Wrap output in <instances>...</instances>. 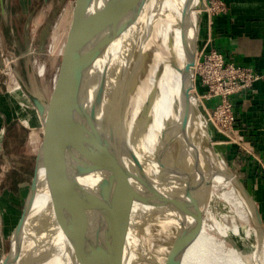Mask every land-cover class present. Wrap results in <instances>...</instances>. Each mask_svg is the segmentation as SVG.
I'll return each instance as SVG.
<instances>
[{
  "label": "water",
  "instance_id": "water-1",
  "mask_svg": "<svg viewBox=\"0 0 264 264\" xmlns=\"http://www.w3.org/2000/svg\"><path fill=\"white\" fill-rule=\"evenodd\" d=\"M154 1L81 0L110 66L107 72L102 70L97 98L100 110L104 98L108 97V111L102 120H96L97 131L103 133L105 164L102 170L81 154L47 150L38 132L23 121L29 106L20 99V112H16L19 139L32 153V166L29 173L27 165H21L17 196L11 204L17 215L7 236L1 222L0 264H41L57 253L58 244L54 239L59 231L69 264H163L167 253L162 257L156 252L153 254L148 249L149 239L154 240L157 248L164 247L168 227L175 229L174 240L188 247L199 236L198 222L206 209V200L198 193L204 183L200 156L207 155L199 147L196 118L202 119L207 129L208 126L193 92L192 67L200 15H197L196 27L192 12L200 9L202 0H183L177 3V12L168 14L177 26L182 53L180 61L172 60V66L179 73L176 118L164 121L152 149L145 144L144 137L151 120L153 98H146L135 124H128L129 102L148 59L143 46L150 26L147 27L148 20L144 18L159 16L158 12L152 13ZM6 2L0 0L5 22ZM31 16L24 26L26 36ZM17 50L16 58H24V78L15 69L14 59L11 68L30 102L31 51L23 56L19 47ZM204 141L211 146L215 157L222 160L227 179L234 180L250 204L254 222L262 233L264 223L252 195L227 159L212 146L209 135ZM37 196L44 204L38 214H33ZM187 213L194 215L192 223L187 222ZM24 240L34 245L23 255Z\"/></svg>",
  "mask_w": 264,
  "mask_h": 264
},
{
  "label": "bare ground",
  "instance_id": "bare-ground-1",
  "mask_svg": "<svg viewBox=\"0 0 264 264\" xmlns=\"http://www.w3.org/2000/svg\"><path fill=\"white\" fill-rule=\"evenodd\" d=\"M182 1L155 0L151 9L152 13L158 12L159 16L153 18L151 15L150 19L144 18L145 21L148 20L147 27L150 26L143 46V50L148 53V59L129 102L128 124L129 126L135 124L146 98H153L151 120L144 137V142L150 149L157 142L164 121L167 118H176L178 113L179 73L172 66V60L180 61L182 53L178 43L177 26L168 14L178 9L177 3ZM197 15L198 10H194L192 19L196 27ZM22 54L24 56L26 53ZM93 56H96L95 59ZM6 63L12 70V60L7 59ZM44 64H35L36 74L31 61L33 90L30 103L35 108L43 129L42 141L51 152L55 150L65 154H81L98 170H102L105 164L103 133L97 131L96 120H102L106 109L108 111V97L104 98L100 110L97 98L99 82L103 77L102 70H110V66L107 53L82 3L76 34L67 53L64 71L58 83L56 78L53 80V90L49 98L37 79V76L43 78L45 75L47 69ZM14 81V90L25 97L15 76ZM18 109L17 105L16 111ZM22 118L26 124L32 123L29 113L26 118L24 115ZM196 130L200 136L199 147L207 155L200 156L204 183L198 191L199 196L206 200V209L200 223L198 222L201 228L199 236L189 247L184 242H179L173 264H264V231L261 233L258 230L250 204L242 196L234 180L227 179L223 172L222 160L215 157L211 146L204 141L207 135L210 136L209 128L205 127L199 117L196 118ZM211 143L218 151L212 141ZM43 204V200L37 196L32 213L38 214ZM190 212L192 210L188 211ZM188 213L187 222L192 223L194 215ZM56 228L58 230L57 226ZM172 229L174 227L165 230L164 238ZM59 234L60 231L54 239L58 244L57 253L41 264H69L65 244ZM251 237L254 238L252 245L249 243ZM163 242L164 247L157 248L154 240L149 239L148 249L153 254L156 252L160 256L164 255L169 246L167 238ZM33 245L30 241L24 240L21 253L27 254L33 249Z\"/></svg>",
  "mask_w": 264,
  "mask_h": 264
},
{
  "label": "rangeland",
  "instance_id": "rangeland-1",
  "mask_svg": "<svg viewBox=\"0 0 264 264\" xmlns=\"http://www.w3.org/2000/svg\"><path fill=\"white\" fill-rule=\"evenodd\" d=\"M80 6L81 0H7L6 2V8L9 10V25L7 24L6 30L0 26V95L6 101L8 109L5 113L7 114L9 123L6 128H0V148L2 145H5L8 151L3 156H0L1 187L7 180V172L11 168L10 165L21 168V165L26 164L29 173L31 172L32 153H30L29 147H26L25 143L19 139L16 110L20 99L29 106L28 113L32 117V123L29 126L38 132L41 140H43V129L35 108L25 97L14 90V75L6 61L10 58L11 60L14 59L15 69L23 78L25 76L24 58H16L19 53L17 50L18 47L22 53L31 51L30 59L33 63L34 70L36 63L44 64L46 62V65H44L47 70L45 71L44 77L40 78L37 76V79L49 98L53 90V80L56 78V83H58L64 71L67 53L76 34ZM30 13L32 16L26 36L24 26L27 20L26 18L29 17ZM14 22L18 24L17 33L16 31L13 32ZM95 57L93 56L92 58L95 59ZM42 60L43 62H41ZM201 111L204 114V110L201 109ZM208 128L211 141L225 157L223 153L224 144L217 143L219 138H216V132L212 127L209 126ZM38 142L39 139H37ZM12 174H14L12 178H9L10 180L6 182L8 187H0V226L2 222L3 231L6 236L13 227L15 216L17 215V212L11 208V204L17 196L16 187L19 184V179L17 177V171ZM262 220L264 223L263 218ZM174 230L172 229L165 237L167 238L169 247L167 246V255L165 256V260L163 259V264H173L175 261L174 253L179 247L180 240H174ZM249 243L250 245L254 243L253 237L249 239ZM166 253L164 252V254ZM162 256L163 254L160 257Z\"/></svg>",
  "mask_w": 264,
  "mask_h": 264
},
{
  "label": "crops",
  "instance_id": "crops-1",
  "mask_svg": "<svg viewBox=\"0 0 264 264\" xmlns=\"http://www.w3.org/2000/svg\"><path fill=\"white\" fill-rule=\"evenodd\" d=\"M223 1L228 11L214 16L211 23L204 14L201 15L197 48H215L226 61L264 73V0ZM6 12L5 22L0 4V26L5 30L9 25L7 8ZM13 28V32L17 33L18 24L14 22ZM198 89L203 91L201 86ZM233 102L236 116L234 132L238 143L224 144L223 153L231 169L252 195L264 219V80L256 82L248 92L234 95ZM7 109L6 101L0 95V128L3 129L9 123L5 113ZM216 138L221 136L216 133ZM6 148L1 146L0 156L8 152ZM10 167L7 180L15 171L19 179L21 168ZM6 182L0 187H8Z\"/></svg>",
  "mask_w": 264,
  "mask_h": 264
},
{
  "label": "built area",
  "instance_id": "built-area-1",
  "mask_svg": "<svg viewBox=\"0 0 264 264\" xmlns=\"http://www.w3.org/2000/svg\"><path fill=\"white\" fill-rule=\"evenodd\" d=\"M227 11V4L223 0H202L198 14L200 17L204 14L211 23L214 16ZM193 71V92L200 109L204 110L207 126L221 136L217 143H238L234 132L236 116L233 96L251 90L256 82L264 80V73L226 61L222 53L205 46L197 48Z\"/></svg>",
  "mask_w": 264,
  "mask_h": 264
}]
</instances>
